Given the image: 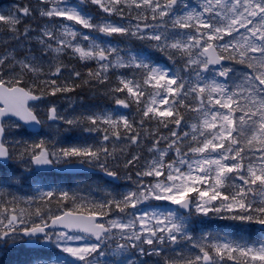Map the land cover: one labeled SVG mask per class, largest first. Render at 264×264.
I'll list each match as a JSON object with an SVG mask.
<instances>
[{
    "label": "snow or ice",
    "instance_id": "snow-or-ice-1",
    "mask_svg": "<svg viewBox=\"0 0 264 264\" xmlns=\"http://www.w3.org/2000/svg\"><path fill=\"white\" fill-rule=\"evenodd\" d=\"M24 238L57 250L32 264H264V0L0 7V244Z\"/></svg>",
    "mask_w": 264,
    "mask_h": 264
},
{
    "label": "rangeland",
    "instance_id": "rangeland-1",
    "mask_svg": "<svg viewBox=\"0 0 264 264\" xmlns=\"http://www.w3.org/2000/svg\"><path fill=\"white\" fill-rule=\"evenodd\" d=\"M17 2H22V0H0V7H3V6H7V5H9V4H14V3H17ZM72 2V1H71ZM73 4H74V2H72ZM85 11H87L89 14H91V15H94V16H98L99 15V13L97 12V10L96 9H94V10H91V9H87V10H85ZM97 12V13H96ZM67 23H71V24H74V22H67ZM76 28H79L80 26L79 25H76L75 26ZM83 31H88V30H83ZM154 56H158V54H153ZM159 60L160 61H162V62H165V63H167L166 61H164L163 60V57H159ZM151 89L149 88V91H150ZM142 100L143 99H148V97L145 95L144 97H142L141 98ZM104 104L103 105H101L100 103H98L97 105L95 104V106H93V107H95V108H97V109H99V108H111V107H108V106H104ZM61 107H67V104L65 103V104H62L61 105ZM164 107H167V106H164ZM129 112V111H128ZM26 179H28V178H26ZM122 183V185L124 186V187H122V189H121V191H123V190H126L128 187H130V185H128V184H126L125 182H121ZM174 207V206H173ZM206 222H210L211 223V226H215L214 227V229H216V230H219V227H218V225H221V224H226V225H228V227H223V231L222 232H230V231H234V230H232V228H229V224H230V222H227V221H221V220H215V219H213V220H207ZM202 228V225L201 224H199V223H197L196 224V226H195V230L197 231V232H199L200 231V229ZM228 228V229H227ZM204 229V228H203ZM207 230H210V229H207ZM220 231V230H219ZM8 247H13V248H15V249H8V250H2V249H6V248H8ZM21 248H25V249H21ZM31 249H36V250H46V251H48L50 254H51V257L52 256H54V255H56L57 254V250L52 246V245H49V244H47L45 241H43L42 239L41 240H39V241H36L33 245H29L28 243H26V241H24L23 240V242H20V241H18L16 244H14V245H6V244H0V256L3 254V253H7V252H9L10 250H14V251H17V252H13V258L14 259H18L19 257H18V252H30L29 250H31ZM49 249H54L53 251H50ZM33 255L31 256V258L32 259H34V257H35V253H33V252H31ZM6 262H7V260H6ZM0 264H2V263H0ZM5 264H7V263H5Z\"/></svg>",
    "mask_w": 264,
    "mask_h": 264
},
{
    "label": "trees",
    "instance_id": "trees-1",
    "mask_svg": "<svg viewBox=\"0 0 264 264\" xmlns=\"http://www.w3.org/2000/svg\"><path fill=\"white\" fill-rule=\"evenodd\" d=\"M93 7H91V8H93ZM94 9H95V7H94ZM84 100H85V103L88 104V106H94L95 104L97 105L98 103L103 105V102H106V104H110V102L103 97L89 98L86 93L84 94Z\"/></svg>",
    "mask_w": 264,
    "mask_h": 264
},
{
    "label": "flooded vegetation",
    "instance_id": "flooded-vegetation-1",
    "mask_svg": "<svg viewBox=\"0 0 264 264\" xmlns=\"http://www.w3.org/2000/svg\"><path fill=\"white\" fill-rule=\"evenodd\" d=\"M69 179H73V178L69 177ZM105 183H107V182H105ZM108 184H111V183H108Z\"/></svg>",
    "mask_w": 264,
    "mask_h": 264
}]
</instances>
